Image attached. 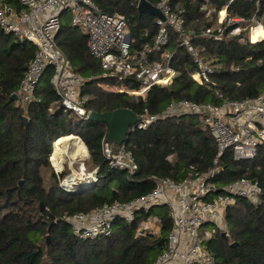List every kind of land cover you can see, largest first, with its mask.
Instances as JSON below:
<instances>
[{"label": "trees", "instance_id": "16d2710c", "mask_svg": "<svg viewBox=\"0 0 264 264\" xmlns=\"http://www.w3.org/2000/svg\"><path fill=\"white\" fill-rule=\"evenodd\" d=\"M149 1L157 5L163 0ZM167 1L172 11L181 15L184 32H193V48L215 67L213 84L201 85L192 79L190 73L197 70V64L180 35L169 28L170 40L163 52L172 53L171 64L177 72L170 87L155 85L144 94L103 89L101 84L137 92L142 84L134 78L103 77L100 61L89 52L87 33L72 26L69 12H64L56 43L85 79L80 94L88 110L104 113L125 108L142 116L147 112L157 115L177 100L219 104L220 95L241 101L264 91V40L242 41L246 31L229 34L245 23L230 24L220 38H215L217 31L212 36L203 35L214 23L219 24L218 13L225 7L230 18L249 20L256 14L264 23V0ZM11 2L19 8L16 0ZM95 2L103 13L127 17L132 52L154 43L156 17L140 14L138 0ZM35 52L33 44L0 27V264H155L173 229L167 206L142 210L133 222L117 218L112 234L97 238L76 236L68 217L147 195L159 179L180 182L214 168L217 171L211 181L216 185L215 193L244 177L257 181L261 191L256 203L241 197L228 208L226 228L215 232L208 248L220 264H264V143L252 159L236 160L227 151L215 164L218 147L209 128L200 116L184 114L132 130L126 146L133 152L138 169L134 173L111 169L101 150L107 126L62 109L61 97L50 81L51 67L41 79L36 100L23 104L12 99ZM162 53L153 54L151 59L162 60ZM72 134L79 135L87 146V168H98V181L69 193L60 185L68 172L58 174L51 159L56 162L52 157L55 143ZM151 217L158 219L159 231H140Z\"/></svg>", "mask_w": 264, "mask_h": 264}, {"label": "built area", "instance_id": "2783aa9c", "mask_svg": "<svg viewBox=\"0 0 264 264\" xmlns=\"http://www.w3.org/2000/svg\"><path fill=\"white\" fill-rule=\"evenodd\" d=\"M16 2L19 8H16L11 0H0V27L4 32L13 34L16 39L28 41L36 47L34 58L16 93L23 104L37 99L36 92L41 79L51 67L53 75L50 81L61 97L62 109L73 112L84 120H88L92 112L86 108V99L80 94L84 77L73 69L56 43L64 12H69L72 26L87 33L89 52L100 61L103 77L118 80L134 78L142 84L137 92L115 85H108V89L115 92L144 94L155 85L170 87L177 72L171 64L172 53L163 52L169 44V28L180 35L182 45L187 47L197 64V70L190 73L192 79L201 85L213 84L212 75L215 67L193 48L191 44L193 32H184L181 15L172 11L167 0L155 5L165 19L156 17L158 33L154 43L146 44L138 53L131 50L127 17L123 14L111 15L101 12L95 0H16ZM223 9L224 21L229 25L245 23L232 28L229 31L230 35H240L246 31L241 40L254 42L251 36L260 29L264 30L263 17L259 18L255 14L249 20L228 18L227 7ZM217 26L216 30L212 27L203 35L212 36V33L217 31L215 38H220L228 25L223 27L221 23ZM155 53H162L163 59L152 60L151 56ZM220 98L222 100L219 104L188 99L173 101L161 114L147 112L143 115L142 121L131 129H146L160 119L184 114L198 115L217 143L218 155L215 164L227 151H230L236 160L254 158L259 146L264 143V91L255 98L241 101L230 100L222 95ZM75 135L85 147L81 137ZM85 149L87 153V146ZM101 150L111 169L130 173L138 169L135 156L126 144L119 146L113 144L107 139V134L101 141ZM88 153L84 157L89 158ZM54 164L52 165L56 172L62 174L64 163H61L60 167L57 163ZM216 169L180 182L168 178L159 179L156 181L155 189L147 195L129 202L116 201L104 204L89 213H78L68 217V221L72 225L73 233L79 238H97L111 235L117 218L133 222L138 212L142 210L148 212L153 206L165 205L171 211L173 229L155 264H220L218 258L208 248V241L219 227L225 226L224 218L228 208L241 197L256 203L261 188L257 181L244 177L229 183L221 192L215 193L216 185L211 178L215 175ZM97 181L98 168L87 171L82 164L78 169L69 170L60 180V185L65 191L74 193L78 187H91ZM151 218L142 223L140 231L148 230L147 222ZM154 221L157 222L158 219L154 218ZM158 231L159 229H156L153 232Z\"/></svg>", "mask_w": 264, "mask_h": 264}, {"label": "water", "instance_id": "95a60500", "mask_svg": "<svg viewBox=\"0 0 264 264\" xmlns=\"http://www.w3.org/2000/svg\"><path fill=\"white\" fill-rule=\"evenodd\" d=\"M137 7L140 14L147 13L154 17L165 19L161 10L149 0H140ZM12 99L17 101L19 100V97L17 94H13ZM142 119V115H138L134 111L125 108L104 113L92 111L88 118L89 121L105 124L108 129L107 139L118 146L128 143L132 131L131 128L142 121ZM20 183L22 184V181ZM219 192H221V190H219L218 193ZM41 208H44V206L41 205ZM48 240H50V237H48Z\"/></svg>", "mask_w": 264, "mask_h": 264}, {"label": "bare ground", "instance_id": "6f19581e", "mask_svg": "<svg viewBox=\"0 0 264 264\" xmlns=\"http://www.w3.org/2000/svg\"><path fill=\"white\" fill-rule=\"evenodd\" d=\"M225 15V11H221L218 15V22L222 20L223 16ZM252 41H261L264 40V30L260 29L259 31L255 32L251 36ZM54 152V159L60 167V164L64 162L65 157H70L73 159H80L86 155V149L83 144L79 141L76 135L72 134L71 136H64L59 139L53 148ZM53 154V153H52ZM52 161V159H51Z\"/></svg>", "mask_w": 264, "mask_h": 264}, {"label": "rangeland", "instance_id": "374dc122", "mask_svg": "<svg viewBox=\"0 0 264 264\" xmlns=\"http://www.w3.org/2000/svg\"><path fill=\"white\" fill-rule=\"evenodd\" d=\"M223 10V9H222ZM221 12V11H220ZM219 12V13H220ZM219 15V14H218ZM228 17V16H227ZM228 18H230V17H228ZM223 20L222 21H220V23L219 24H221L222 23V25H228L229 26V24L227 23V21H224V18H222ZM218 25V24H217ZM217 25H215V23H214V25H213V27L215 28V30H216V27H218ZM108 85L107 84H101V87L103 88V89H106V90H110V91H113V90H111V89H108V87H107ZM115 92V91H114ZM86 147V146H85ZM54 148V147H53ZM87 153H88V149H87ZM86 153V154H87ZM89 154V153H88ZM53 156H55L54 155V152H53V154H52V157ZM54 158V157H53ZM89 159H90V156H89V158H87V157H84V158H80V159H73V158H70V157H65V159H64V164H63V166H64V168H63V170H65V171H67V172H69V170H71L72 168L75 170V169H78V168H80L81 167V165L82 164H84L85 165V168H86V170L88 171V166H87V162L89 161ZM57 160V159H56ZM54 160L52 159V164H54V162H53ZM55 165V164H54ZM55 169H57L56 168V165H55ZM54 169V170H55ZM62 169V168H61ZM90 171V170H89ZM149 222V223H148ZM147 222V227H148V230H146V231H154V230H158L159 229V224H158V221L157 222H155L154 221V218H151L149 221ZM210 229L212 228V226H210L209 227ZM218 230H221V231H224L225 230V226L224 225H222V227H219V229Z\"/></svg>", "mask_w": 264, "mask_h": 264}]
</instances>
